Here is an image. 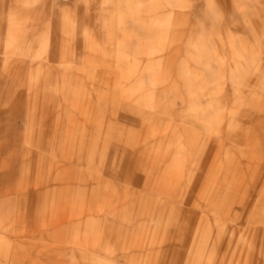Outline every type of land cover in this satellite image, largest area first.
<instances>
[{
  "label": "rangeland",
  "instance_id": "374dc122",
  "mask_svg": "<svg viewBox=\"0 0 264 264\" xmlns=\"http://www.w3.org/2000/svg\"><path fill=\"white\" fill-rule=\"evenodd\" d=\"M0 264H264V0H0Z\"/></svg>",
  "mask_w": 264,
  "mask_h": 264
}]
</instances>
